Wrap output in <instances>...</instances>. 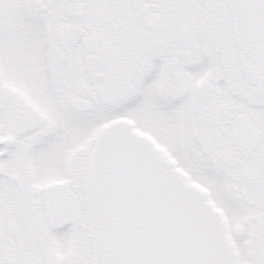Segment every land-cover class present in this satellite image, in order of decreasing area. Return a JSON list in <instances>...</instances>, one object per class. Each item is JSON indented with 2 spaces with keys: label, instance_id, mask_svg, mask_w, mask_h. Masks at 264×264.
Segmentation results:
<instances>
[{
  "label": "snow or ice",
  "instance_id": "1",
  "mask_svg": "<svg viewBox=\"0 0 264 264\" xmlns=\"http://www.w3.org/2000/svg\"><path fill=\"white\" fill-rule=\"evenodd\" d=\"M0 264H264V0H0Z\"/></svg>",
  "mask_w": 264,
  "mask_h": 264
}]
</instances>
